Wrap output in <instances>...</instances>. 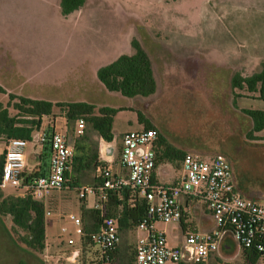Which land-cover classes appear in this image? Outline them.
Wrapping results in <instances>:
<instances>
[{"label":"rangeland","instance_id":"rangeland-1","mask_svg":"<svg viewBox=\"0 0 264 264\" xmlns=\"http://www.w3.org/2000/svg\"><path fill=\"white\" fill-rule=\"evenodd\" d=\"M58 3L59 0H0L1 86L17 87L15 93L22 96L75 101L76 80L80 84L99 82L97 70L119 55L133 54L131 42L135 40L149 51L152 61L181 63V67L189 69L191 82L181 85L169 81L184 90L168 102L159 95L161 87L146 97H124L106 90L118 95L112 98L113 103L107 102L119 109L113 120V135L142 128L139 114L150 121L158 119L164 125L178 127L177 134L214 131L223 141L210 146L228 158L240 191L264 204V130L258 132L261 140L245 137L244 124L234 119L235 113L244 114L231 106L227 76L220 80L210 77L206 82L200 79L204 72L211 74L213 67H229L232 73L244 75L258 70L264 61V0H85L81 8L67 16L60 14ZM155 78L159 81L158 73ZM7 100V95L0 93V103L5 106ZM238 103L241 107L264 109V101L252 98H239ZM54 115L43 118L41 130L55 121V131L69 130L60 111L55 110ZM75 125L76 122L70 126L75 129ZM77 136L73 130L70 140ZM211 138L214 137L208 141ZM33 146V142L28 144L27 155ZM4 148L5 143L0 142V154ZM42 158L44 168L48 155ZM94 174L83 176L81 185L92 184ZM78 190L53 191L43 200L51 212L46 217L49 248L44 254L13 243L10 234L5 244L12 223L10 217L0 216V264H79L73 254L78 236L68 216L78 214L82 203L86 204V199L90 202L92 195L80 200ZM18 191L9 188L4 193ZM154 226L165 231L168 245H183L178 223L155 222ZM145 234V229L121 234L119 246L122 251H131L137 235ZM69 237L74 239L73 245L67 244ZM202 264L251 263L236 242L228 238ZM255 264L263 262L258 259Z\"/></svg>","mask_w":264,"mask_h":264},{"label":"built area","instance_id":"built-area-1","mask_svg":"<svg viewBox=\"0 0 264 264\" xmlns=\"http://www.w3.org/2000/svg\"><path fill=\"white\" fill-rule=\"evenodd\" d=\"M85 125L82 118L76 120L74 133L81 135ZM156 139L157 130L153 128L123 133L120 165L126 171L113 173L99 164L95 168V176L101 178L102 186L83 185L78 190L79 199H86L89 194L94 196L92 208L100 210L99 227L89 237L98 248L102 264H120L116 256L120 242L117 219L107 216L103 209L107 200L106 190L121 187L137 190L148 203L146 217L137 227L145 229L146 234L139 236L135 244V264L203 263L228 238L239 248L257 253L264 264V204L245 197L237 189L227 157L222 153L212 156L186 153L181 159L177 179L170 184H160L153 180ZM30 142L40 148L48 143L49 165L44 175L34 177L27 184L24 181L25 150ZM72 155L73 148L67 135L55 129L35 133L31 141L10 138L5 144L0 189L20 190V195L29 191L33 199L43 201L53 191L69 187L66 172ZM181 196L203 201L215 229L204 233L189 230L183 236L182 246H170L165 232L155 228L154 223H179L183 217L179 202ZM49 216L51 212L47 210L46 217ZM68 218L78 236L73 254L79 259L83 222L80 215L71 213ZM67 244L73 245L74 239L69 237ZM48 248L46 244L44 252Z\"/></svg>","mask_w":264,"mask_h":264},{"label":"trees","instance_id":"trees-1","mask_svg":"<svg viewBox=\"0 0 264 264\" xmlns=\"http://www.w3.org/2000/svg\"><path fill=\"white\" fill-rule=\"evenodd\" d=\"M84 3L85 0H59L60 14L67 16L81 8ZM131 44L134 48L133 54L119 55L112 62L101 66L96 72L97 79L107 91L124 97L150 96L156 91L150 57L137 41L133 40ZM229 88L231 106L246 115L251 121V128L246 132L245 137L249 140H261L256 134L264 130V110L241 107L238 99L252 98L264 101V61L260 63L258 70L249 75L234 71L230 76ZM0 93L6 94L8 97L5 106L0 103V142L6 144L10 138L31 141L33 135L41 130L43 118L53 117L55 110H59L68 125L69 130L67 129L65 134L69 145L73 148L69 170L66 172L70 180L68 188L79 189L83 176L95 173V168L99 164L105 166L98 158L99 140L103 139L106 142L113 140L112 125L118 108L98 107L87 102H51L45 99L18 96L7 93L1 86ZM10 108L13 111L12 114ZM138 117V122L143 126L142 129H154L150 120L144 118L142 114H139ZM80 118L86 123L85 129L81 135L72 137L70 140L74 130V126L70 125ZM48 131L51 132V129L49 128ZM47 149L49 152L48 143L44 148V156L48 155ZM4 152L5 148L0 154V179ZM155 153V167L164 161L169 163L181 161L186 154L185 151L171 145L158 131ZM44 174L43 172L24 174V181L28 184L34 177ZM92 185L95 188L101 187V178L94 174ZM106 195L107 200L103 211L107 216L117 219L120 237L121 234L128 231H136L138 224L147 214L146 199L139 196L137 190L129 187L106 190ZM46 211L45 202L33 199L29 191L24 195H20L18 192L6 195L4 190L0 189V216L10 217L12 224L9 234L15 243L32 253L44 254ZM79 214L83 222L84 235L79 241L81 255L78 261L80 264H102L98 248L89 237V234L99 227L100 210L86 208L82 203ZM119 244L116 256L120 264H135V246L131 251H122ZM242 253L251 264H255L259 258L258 254L251 250L242 249ZM178 264H182V262Z\"/></svg>","mask_w":264,"mask_h":264},{"label":"crops","instance_id":"crops-1","mask_svg":"<svg viewBox=\"0 0 264 264\" xmlns=\"http://www.w3.org/2000/svg\"><path fill=\"white\" fill-rule=\"evenodd\" d=\"M148 55L151 60L154 78H155L156 73L159 74V81H157V78H155V81H156L155 93L161 87V91L159 95L165 98L167 102L169 101V99L171 100V98L176 97L177 95L181 94L184 88H182L179 85L180 84L182 85L186 82H191L190 76L188 73L189 69L187 70L186 68L181 67L180 66L181 63H167L166 64L164 62V64H160L158 63V61L156 62L154 59L152 61L153 57H151L152 55L150 53H148ZM152 63H154L156 70L153 68ZM182 64H186V63H182ZM211 70L213 71V72L211 71L212 72L211 74H207V72L202 73L200 76V79L201 80L204 79V82H206L208 81V78L209 79L212 78V80H214L215 78L220 80L221 77L227 76L228 80H230V76L232 72L229 67L228 68L217 67L216 69L213 67L211 68ZM169 81H177L180 84L177 85L176 83L169 82ZM99 83L100 82L93 81L91 84H88V83L80 84L76 80L75 102H87V103L94 104L98 107L108 106L107 102L113 103L112 98L117 99L118 95L110 94L108 93L109 91L106 92V89L103 87V85ZM1 87L4 88L7 93H13L15 95H18L15 93V91L17 90V87H13V88H11V86L9 87L1 86ZM209 92L212 93L211 90H209ZM18 96H22V95H18ZM24 97H28V96H24ZM30 98H33V97H30ZM59 102H64V101H59ZM234 119L238 123L242 122L244 124L243 127H244V130H246L245 133L251 128V121L248 117L244 115L241 116L239 113H235ZM151 123L154 129H156L171 145H173L174 147L180 150L185 151L186 153H191V154L199 155V156H212L220 152L218 148L216 149L210 146V145H219L223 141L221 140V137H219L217 133H214V131L212 132L209 130H200V133H201L200 135L198 134L195 135V132L197 130L194 131L193 134H189L188 132L177 134V132L175 131H179L178 127L173 128V125H170V126L164 125V123L161 120L158 121V119L151 120ZM55 124H56V121L52 125L48 126L47 128L44 127L43 130L49 132L48 129L50 128L52 131L53 129H55ZM140 125L141 124L139 123V126ZM212 128H215V127H211V129ZM140 129L142 128L138 127V129L136 130H140ZM128 131H133V130H123L119 132L117 136L113 135V140L111 142H106L103 139L99 140L98 158L101 162L105 164L106 167L111 169L113 173L120 174L126 171L120 165V150H121V136L123 133L128 132ZM202 132L204 134H202ZM180 135H183L184 137H181ZM186 135L189 136V138H187ZM256 135L259 138H261L258 135V133ZM210 137H214V138L213 139L211 138L212 140L208 141ZM45 147L46 145L42 146L41 148L34 145L30 155H27L26 150H25V165H26L25 171H24L25 175H28L34 172H43V173L47 172L49 161L47 163H44V168H42V160H43L42 157L44 154ZM29 158H30V161H29ZM48 160H49V152H48ZM180 170H181V161H174L172 163L164 161L156 165V167L154 168L153 180L160 184H170L177 179L180 173ZM233 182L235 185L237 184L236 178L234 176H233ZM86 185H92V184H86ZM236 187L240 191V189L238 188V185H236ZM241 194L243 193L241 192ZM243 195L247 197L245 194ZM248 198H252V197L248 196ZM94 201H95L94 196H92V199L90 202L86 199L85 207L92 208ZM179 202L181 204V208L183 212V217L181 221L178 223L179 234L182 236V239H183L184 234L189 230H196L198 232L204 233V232H210L215 229V224L208 210L206 209V206L203 201L191 199L186 196H181L179 198ZM206 213H208V215ZM76 215H80V214L78 213ZM6 234L8 238H7V241L4 240L5 244L6 242L8 243V239H10L9 233L7 232ZM137 236L139 237V235ZM12 242L15 243L14 240ZM174 246H177V245H174ZM9 247L10 246L7 245V249H9ZM182 264H188V262L187 263L184 262Z\"/></svg>","mask_w":264,"mask_h":264},{"label":"flooded vegetation","instance_id":"flooded-vegetation-1","mask_svg":"<svg viewBox=\"0 0 264 264\" xmlns=\"http://www.w3.org/2000/svg\"><path fill=\"white\" fill-rule=\"evenodd\" d=\"M225 147V146H224ZM229 147V149H231L232 147L231 146H228ZM228 159V158H227ZM232 174H233V172H232ZM233 176H235V174L233 175Z\"/></svg>","mask_w":264,"mask_h":264}]
</instances>
